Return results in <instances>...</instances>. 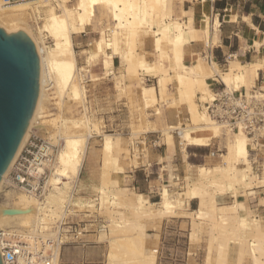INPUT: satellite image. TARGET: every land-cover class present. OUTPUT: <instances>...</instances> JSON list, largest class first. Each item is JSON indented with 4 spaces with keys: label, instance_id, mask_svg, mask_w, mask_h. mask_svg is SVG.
I'll list each match as a JSON object with an SVG mask.
<instances>
[{
    "label": "bare ground",
    "instance_id": "6f19581e",
    "mask_svg": "<svg viewBox=\"0 0 264 264\" xmlns=\"http://www.w3.org/2000/svg\"><path fill=\"white\" fill-rule=\"evenodd\" d=\"M174 1L75 0L72 4L73 0H32L5 7L0 0V25L8 32L24 30L35 42L40 56V90L37 104L25 136L1 178L0 190L36 123L44 134L51 140L54 139V143L62 140L55 162L51 165V174L44 195L38 197L23 191L7 189L5 201L0 203V228L32 231L38 222L47 220L48 214H58L69 196L70 183L74 178L80 177L90 136L93 133H101L99 123L96 121L98 119L94 120L91 117L86 105L84 81L90 77L89 71L78 65L74 49V36L89 27H94L98 18L97 12L101 11L105 17L109 16L113 21V24L99 28L100 37L95 41L96 51L102 53L104 73L108 76L113 73L111 67L114 64V57L119 56V60L126 67L125 76H141L144 72L157 78L156 84L147 88L141 97L143 108L146 110L156 106L155 114L162 115V106L156 104L163 100L167 107L177 108L179 116V112L185 107L189 115L185 117L188 122L184 124L178 120L177 124L170 125L168 129L169 134L180 129L183 150H186L188 145L210 146L214 138H223L226 148L221 163L212 167L199 166L197 179L191 180L190 175H186L188 186L182 197L172 198L167 190H164L161 201L153 204L145 194L134 193L133 200L125 204L135 211L132 213L134 218L130 219L123 217L125 211L114 206L112 215L110 212L108 216H111L107 219V226L110 227L106 238L107 262L157 264L158 249L146 246L147 221L178 214V208L185 206L190 198L197 197L200 201L199 207L187 213L192 216L195 229L201 230L202 221H208L211 237L206 264H211L212 246L215 243L219 252L217 254L219 264H226L231 241H236L240 245L237 264H242L246 254L250 256L252 264H264V224L257 217L250 218L251 211L245 214L243 212L246 210L245 202L239 200V185L246 186V189L249 188L252 192L254 181L258 180L257 186L264 184V179L258 177L251 167L252 139L243 130L234 132L209 117L200 108L197 100L199 97L205 99L212 95L209 81L212 78H220L231 90L245 88L247 95H251L252 84L257 81L260 71L264 70V54L260 60L236 62L227 70H221L216 61L206 64L202 56H199L194 64H188L187 58L196 54L188 55L186 45L192 40L196 42L201 34L206 37L210 35L206 10L208 2L200 0L199 6L188 11L183 10L190 18L191 26H187L183 19L174 16L171 10V3ZM103 20L99 17L98 22L101 24ZM29 21L35 23V29L31 28ZM149 34L155 38L153 54L156 55L157 61L148 60L146 53H140L137 49L140 47L138 44L142 37L145 38ZM260 34L264 43V32ZM259 45L260 41L257 42V46ZM124 79L125 77L118 78L116 85L123 87ZM171 83L175 84L177 97L175 94L174 97L168 94V85ZM141 86L145 88V85ZM256 92L257 97L264 99V91ZM49 98L55 100L57 104L59 111L55 115L45 111L44 104ZM71 104H81L80 117L64 115L66 113L64 107H70ZM222 128L231 130L232 135L223 137ZM132 134L135 135L137 132L133 131ZM103 135L101 183L98 189L102 194L111 196L112 202L116 204L124 196L130 197V194L120 186L122 172L119 160L115 159L114 154L115 150L123 151L125 147H122L121 137L115 138L111 133ZM240 163L244 165L240 166ZM116 187H119L120 191H113ZM229 192L234 194V200L228 204H219L217 195ZM77 198L75 203L79 205L80 196ZM8 208L20 211L5 212ZM115 213L120 216L119 220ZM86 215L89 216V213L86 212ZM102 231H107L106 226ZM192 236L195 237L191 233V239Z\"/></svg>",
    "mask_w": 264,
    "mask_h": 264
},
{
    "label": "crops",
    "instance_id": "0c3cea01",
    "mask_svg": "<svg viewBox=\"0 0 264 264\" xmlns=\"http://www.w3.org/2000/svg\"><path fill=\"white\" fill-rule=\"evenodd\" d=\"M178 1H174L175 7H173L174 3H171V10L175 16L188 23L189 18L182 10L193 9L201 2L200 0ZM207 2L210 35L206 37L201 34L196 42L192 40L190 44L186 45L188 55L196 54L187 58L188 64L192 65L197 62L200 53L210 54L219 67L220 64L230 67L236 62L245 63L260 60L264 54V43L261 41L262 35L260 34V32H264V0H207ZM177 9L180 12L178 14ZM201 15H203L202 12ZM87 30L94 31L99 36L98 31L90 27ZM86 31L82 32L84 33L82 36H87ZM258 41H260L259 46H257ZM90 52L86 53L83 65L88 67L92 73L91 66L97 60H101V57L90 63L88 61ZM210 84L211 88L216 86L215 82H210ZM213 84L215 86H212ZM257 84L259 90H254L263 92L264 70L260 71ZM151 86L153 84L145 85V89ZM178 117V114L170 116V122L176 124ZM35 132L37 133V130ZM142 137L145 140H140L139 146L141 149H144V146L147 148V160L145 162L142 160L140 166L127 169L126 172L129 176V188L135 190L136 193L145 194L153 204L161 201L164 190H167L170 196L179 193L177 197H182V193L187 190L186 188L181 191L186 177L189 175L191 178L196 177V170L193 167L208 161L211 162L217 156L216 150L210 146L188 145L184 152L175 144L173 134L167 135L170 142L167 141L165 135L164 142H160L161 135L157 129L144 132ZM97 158V153L94 157L88 156L87 163L83 165L81 171L85 169L86 174L91 175L96 168H99ZM188 164L192 167H189ZM89 178L91 177L87 179L89 180ZM251 189H254L253 193L247 189L246 195L243 193L239 195V200L245 202L246 210L243 212L247 214L251 211L264 223V185ZM233 200L234 194L231 192L217 195L219 204H228ZM199 204V198L192 197L185 203V206L177 209L178 214L163 217L157 220L156 227H149L147 234L151 235L150 243H158L159 246L160 260L157 261V264H206L208 241L191 242V229H189L191 228V216L187 213L196 210ZM96 235L94 232H88L84 235V240L87 242L65 244L59 264H109L107 262L108 243L107 245L102 243L107 241L102 240L100 234L98 240H95ZM238 249V244L231 241L228 250V264L238 263Z\"/></svg>",
    "mask_w": 264,
    "mask_h": 264
},
{
    "label": "rangeland",
    "instance_id": "374dc122",
    "mask_svg": "<svg viewBox=\"0 0 264 264\" xmlns=\"http://www.w3.org/2000/svg\"><path fill=\"white\" fill-rule=\"evenodd\" d=\"M74 2H75V0H73L72 4H74ZM173 7H175V3H174ZM176 8H178V5H176ZM178 13H180V12L177 9V14ZM97 15H98L97 16L98 18L95 20L96 25L94 24L93 25L94 27H91L93 30L96 29L95 31H98L99 28L102 26H107V25L113 24L112 19L109 16L105 17V15L102 14L101 11H98ZM99 17L104 19L101 22V24H100V22H98ZM175 17H177V16H175ZM29 25L31 26L32 29L36 28V25L34 22L29 21ZM186 25L191 26L190 18H189V22L186 23ZM86 32H87V36H82L84 33L78 34V35H76V37L74 36V48H75L76 53H77L76 57L78 60V65L83 66L85 69H87L89 71L88 73H89L90 77L84 81V85L86 88V95H87L86 105L89 108L90 115H92L91 117L94 120H96V118L98 119L96 121L99 123V126L101 128V133H99V134L93 133L90 136L89 142H88V150L89 151L87 150V154H86V158H85L86 161H84V164L86 165L88 156L93 157V153H94V155L97 153L98 154L97 165H99V168H96L95 171L93 173H91V175L86 174V170L83 169V171H81V173H80V177L78 179L74 178V180L72 182L77 181L78 188H79V192L75 198V201L78 200V198H77L78 196H80L79 199L82 200V201L79 200V205H77L78 206L77 209L79 211L77 213L83 214L84 216H87L85 218H89V216L86 215V212H85L86 209H89V212H88L90 214L89 221H93V222H89V223H94V225L88 224L87 228H90L92 226H93V228H97L100 224L106 223L103 225V227L106 226L108 232L102 231V232H94V233L97 234L95 236V240H98V235L100 234L101 235L100 238L102 240L107 241L106 238L108 237V235H109L108 233L110 231V227L107 226V224H108L107 219L112 215L114 206H116V208H118V209L120 208L119 210L125 211L124 212L125 214H123V217L126 216L125 218H127V219H130L131 217L134 218L133 214L135 213V211L125 205L129 201L133 200V197L135 195L134 193H136L135 190L129 188V176L127 175L128 173L126 172V170L133 168V167L140 166L142 160H144V162L147 160V148L144 146V149H141L139 146L140 140H145L142 137V134L148 130L157 129L161 135L160 142H164V135L166 138H167V135H170L168 132V129H169L170 125H173V122L172 123L170 122L169 117L173 116V115L176 116L178 111H177V108H175V107H172V108L167 107V103L163 102V100H160V102H158L156 104L157 106H162L161 107L162 115L158 116L155 114L156 106L149 107L145 110L143 108L144 105L141 101L142 100L141 97L144 95L146 89L142 88L141 85H152V84L155 85L157 78H155L150 73H144L143 71H141V72H143L141 76H134V75H130V77L128 75L125 76L124 73H126V67L119 60V56L114 57V64L111 67V69L114 70V71L112 70L113 73H111L109 76L106 75L104 73V70H103V63L101 64L102 53L101 52L98 53L96 51V47H95L96 46L95 45V41H96L95 39L96 38L98 39L100 37V34L98 36V34L96 32L91 31V30H87ZM98 33H99V31H98ZM153 39H154V43H155V38L152 37L151 34L146 35L145 38L143 36L142 41L138 44V46H140V47H137V49H138V51L140 50L139 51L140 53H144V54L146 53L145 55H146L148 60L157 61L156 55H154L152 52L153 46H154L153 45ZM88 52H90L89 56H91V59H89V56H88V61L90 63L94 62L95 60H97L98 58L101 57V60H97L91 66L92 73H90V70L88 67L83 65L84 57H85L86 53H88ZM200 56L204 57L206 64L209 63L207 61V59L205 58V54L200 53ZM220 68L222 70H227L228 65L220 64ZM122 77H125L124 81L122 82V86L123 87L125 86L126 88L118 87L116 85L118 78L121 79ZM212 79H214V78H212ZM212 79H209V81L214 82V81H212ZM212 86H215V84H213ZM253 88L256 90H259V86L257 84V81L252 84L251 89L253 90ZM176 92L177 91H176L175 84L174 83L169 84L168 85V94L170 93L169 95L170 96L172 95L171 97H174L175 95H176L175 97H177ZM197 100L199 102V98ZM44 105L46 106L45 107L46 110L45 109L44 110L48 111V113L50 115H55L59 111L57 108V104H56L55 100H52L49 98V101L48 100L45 101ZM67 109H68V111H67ZM64 110H65L64 112H66L64 114L65 116L80 117L82 106H81V104H71L70 107L65 106ZM188 116H189L188 112L186 111L185 107H183L181 112H179L178 120H180L182 123L184 122V124H185L188 122V120H186L185 117H188ZM101 122H102V124H100ZM133 122H135V123H133ZM145 122H146V125H148V126L145 125ZM38 126L39 125L36 123L35 126L31 130H37V134L41 138L48 139L54 143L55 142V141H53L54 139L51 140L48 137V135L44 134L43 130H41V128ZM133 131H136L137 134L133 135L132 134ZM139 132H141V133H139ZM109 133L113 134L115 138H117V137L122 138V147H125V148L123 149V151H121L122 149L115 150L114 154H115V159L119 160L120 168H121V172H122V182H121L120 186L123 187V189L127 192V194H130V197L124 196L121 199V201L117 202L116 204L114 202H112L111 196L109 197V195L102 194L101 191H99V189H98L99 184L101 183L100 164H102V150H101V148H102V143L104 140L103 134H109ZM171 134H173V137L175 139V144L180 149V143H179L180 138L178 137L176 130L171 131ZM231 135H232L231 130L229 131L226 128H224V129L222 128V136L223 137H228ZM167 141L170 142L168 140V138H167ZM61 143H62V140L54 143L57 145L58 150L61 146ZM181 147H182V145H181ZM210 147H212L213 150H216L217 156H216V159L211 161V162L208 161L207 163H201V164L205 165L206 167H212L214 165L221 163L222 162L221 159H223L222 154L224 152H226V148L224 146V139L223 138H221V139L214 138L212 140V144L210 145ZM183 151L185 152L186 150H183ZM263 151L264 150L262 148V150H260L261 154H264ZM54 162H55V160H54ZM201 164H199V165H201ZM199 165H196L193 167L196 170L195 171L196 177L198 176L197 174H198ZM188 166L192 167L190 164H188ZM240 166H242V165H240ZM251 167H252V164H251ZM253 172L258 175L256 170H253ZM88 177H91V178H89V180H88L87 179ZM196 177L195 178L190 177V179L191 180L197 179L198 177L197 178ZM258 177H260L261 179H264V174L258 175ZM257 182H258V180L254 181V183L252 184V187H256L258 185ZM71 184L72 183H70V186H71ZM182 185H183V188H181V191H184L188 186L187 180H185V182ZM7 189H13L15 191L25 192L24 190L19 188L14 182H12V180L9 178V175H7L5 183L2 186V189L0 190V203L1 204L4 203V201H5V193H6ZM238 189H239V195H240V193H243V192H244L243 194H245V195L247 194L246 192L248 190L246 189V186L239 185ZM69 190H70V188H69ZM69 190H68V192H70ZM113 191L118 192V191H120V189H119V187H116V188H114ZM253 192H254V189L250 193H253ZM95 194H98L99 199H100V207H99V211H98L99 213L95 211V209H96L95 207H87L88 202H89L88 204L90 206L93 205L91 202V199L94 197ZM177 196H179V193H177L176 195H171L172 198H176ZM110 201H111V204H110ZM122 206L124 209L122 208ZM156 207H157V205H156ZM109 213L111 214L110 216H108ZM83 215H81V217H83ZM115 216L117 217V220L120 219V216L117 215L116 213H115ZM249 217L255 218V216L252 214V212H250ZM160 219L161 218H153L151 220H148L147 226H146L147 232H149L148 231L149 227H156V222H157V220H160ZM95 220H97V221H95ZM203 221L200 224L201 230L195 229V227L192 224V216H191V224H190L191 228H189V229H191V233L194 234L196 237L195 238L194 236H192V239H191L192 243H194V242L200 243V242H203L204 240H207L208 244H209L210 237H211V233L209 231V224H208L207 220H206V222H205V220H203ZM262 223H263V221H262ZM193 227H194V229H193ZM263 229H264V225H263ZM192 231H195V232H192ZM150 237H151V235L147 236V239H146L147 248L158 249V247H159L158 243L157 244H151L150 240H149ZM234 242L237 243L236 241H234ZM102 243L107 245V242H102ZM216 245L217 244L215 243L212 246L211 264H219L218 255H217L219 252H218ZM238 246H240V245L238 244ZM239 250H240V247H239ZM158 256L160 257L159 252H158ZM159 257H158V261L160 260ZM226 264H228V255H227ZM242 264H252L251 260H250V256L248 254L244 255V259L242 261Z\"/></svg>",
    "mask_w": 264,
    "mask_h": 264
},
{
    "label": "built area",
    "instance_id": "2783aa9c",
    "mask_svg": "<svg viewBox=\"0 0 264 264\" xmlns=\"http://www.w3.org/2000/svg\"><path fill=\"white\" fill-rule=\"evenodd\" d=\"M32 0H2V5L10 7ZM208 62L213 57L206 54ZM149 80V79H148ZM216 86L211 88L210 96L199 97V106L209 117L231 128L243 130L253 144L250 153L252 170L258 175L264 174V99L257 97L256 90L247 95L246 89L231 90L220 79H212ZM181 139L180 129H176ZM180 149H181V142ZM58 152L57 145L41 138L35 130L30 134L14 161L8 175L19 188L29 195L42 197L46 191L51 174V165ZM244 165V163H240ZM79 188L77 181L72 182L69 196L58 214H48L45 222H38L32 231L23 232L17 228H0V252L4 264H59L62 248L68 243H85L84 235L88 232H102L103 225L87 228L89 218L78 214L75 198ZM95 211H99L100 199L95 194L91 199ZM89 212V209H86ZM99 213V212H98ZM83 215V217H81ZM97 221V220H95ZM159 252V249H158Z\"/></svg>",
    "mask_w": 264,
    "mask_h": 264
},
{
    "label": "water",
    "instance_id": "95a60500",
    "mask_svg": "<svg viewBox=\"0 0 264 264\" xmlns=\"http://www.w3.org/2000/svg\"><path fill=\"white\" fill-rule=\"evenodd\" d=\"M39 90L40 56L35 42L22 29L7 32L0 26V181L25 136ZM0 264H4L1 252Z\"/></svg>",
    "mask_w": 264,
    "mask_h": 264
}]
</instances>
